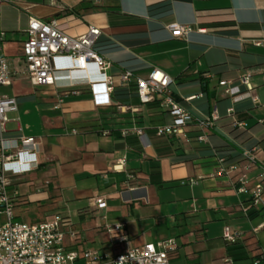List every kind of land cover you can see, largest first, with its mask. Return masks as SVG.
Here are the masks:
<instances>
[{
    "label": "crops",
    "instance_id": "crops-1",
    "mask_svg": "<svg viewBox=\"0 0 264 264\" xmlns=\"http://www.w3.org/2000/svg\"><path fill=\"white\" fill-rule=\"evenodd\" d=\"M61 6L68 10L60 12ZM30 17H57L70 36L85 33L88 25L98 26L94 48L109 62V73L131 70L144 77L160 69L173 79L170 89L180 104L203 118L217 107L212 100L220 93L218 80L235 79L248 70L256 96L264 87V0L0 2V55L8 59L12 75L10 85L0 86V96L17 101L16 110L7 114L5 138H33L37 144V167L8 174L14 220L37 223L63 215L68 219L64 246L79 254L102 250L112 255L171 237L177 249L169 264H253L264 256V209L252 207L249 194L237 191V172L214 174L216 157L233 162L254 145L260 151L247 175L250 183L264 171V124L258 123L264 115H258L257 106L249 99L221 97L220 103L227 105L221 113L217 109L220 118L207 143L156 138L152 129L168 124V112L156 104L140 107L134 116L118 111L116 104L139 105L133 86L116 87L111 103L97 105L89 90V82L97 78L92 65L77 70L67 57L56 56L55 83L32 84L20 55ZM172 23L188 25L191 32L185 39L175 38L166 28ZM208 71L213 77L202 78ZM200 93L202 97L185 101ZM227 108L233 109V118L244 121V128L231 126ZM251 118L252 124L247 121ZM133 122L143 136L121 135ZM185 130L191 136L196 127L190 124ZM98 196L104 204L89 207V199ZM218 197L228 198L226 213L210 203ZM4 220L0 214V223ZM117 224L123 241L118 240L120 233L108 230ZM224 224L239 233L236 241L245 259L228 255ZM76 262L83 264L81 258Z\"/></svg>",
    "mask_w": 264,
    "mask_h": 264
},
{
    "label": "built area",
    "instance_id": "built-area-1",
    "mask_svg": "<svg viewBox=\"0 0 264 264\" xmlns=\"http://www.w3.org/2000/svg\"><path fill=\"white\" fill-rule=\"evenodd\" d=\"M9 0H0L8 2ZM48 4H54L56 0H44ZM99 1V0H93ZM68 10L61 6L60 12ZM175 38L185 39L191 27L177 23L166 26ZM26 39L22 42L20 55L26 66V75L34 85H52L55 83V69L53 59L56 56L67 57L71 61L73 69L85 70L92 65L97 71V78L89 82V90L97 105L111 103V94L116 87L129 88L133 86L139 105L119 106L118 111L129 112L132 116L140 112V107L155 103L158 108L166 111L171 116V123L159 124L153 127L152 132L156 138L173 139L180 143L191 140L207 143L208 134L214 129L220 118L217 107L214 104L206 117H198L180 104L173 95L170 86L173 79L160 69L153 68L147 76H136L131 70H124L118 74L109 73L107 62L94 46L100 35V28L88 25L86 32L79 36H70L60 26L59 18L52 17L48 20L30 17L28 20ZM202 78H212L211 72L200 74ZM11 69L8 59L0 55V86L11 83ZM251 72L244 70L235 79H220L217 81L219 92L234 102L249 99L252 104L264 108L254 93L251 84ZM77 93L76 91H72ZM197 94L185 98L192 101L202 97ZM61 101V100H60ZM17 108L15 97L0 96V214L4 221L0 223V264H73L81 258L83 264H169L170 256L176 251L177 244L173 238H166L157 242L132 246L129 249L115 254H108L102 250H85L80 254L75 250L64 246L66 232L64 226L68 219L61 214H54L51 218L37 222L25 223L14 220L12 201L7 193L10 183L8 174H23L37 167L35 159L37 144L33 138L20 137L19 140L5 138V125L8 121V113ZM232 108L226 109V115L232 118L233 128H244L246 124L242 120L232 117ZM259 124H264V116L258 119ZM196 127L193 135H188L185 128L188 125ZM75 134V129L71 130ZM123 136L133 134L143 136V130L133 122L131 126L120 131ZM260 151L257 146L243 150L237 161L228 162L225 157H216L215 176L228 175L239 163L243 170L254 167ZM123 162V158L117 160L116 165ZM189 183H195L194 179H188ZM237 191L248 193L251 206L256 209H264V171L256 176L250 183L246 174L237 176ZM185 181H181L184 184ZM104 204L102 196L89 199V207H99ZM112 230L120 233L119 241L126 239L119 224ZM73 235V233H70ZM239 238V233L228 226L222 230L224 242L233 243ZM264 262V258L256 259L253 264Z\"/></svg>",
    "mask_w": 264,
    "mask_h": 264
},
{
    "label": "rangeland",
    "instance_id": "rangeland-1",
    "mask_svg": "<svg viewBox=\"0 0 264 264\" xmlns=\"http://www.w3.org/2000/svg\"><path fill=\"white\" fill-rule=\"evenodd\" d=\"M257 96H258V99H259V101H260V103H262V104H264V87H260V88H258V94H257ZM221 97H224L221 93H219L218 95H217V97H216V99L215 100H212L213 102L215 101H217L216 103H217V109H218V111H220V113L221 112H223V110H224V108H225V106L227 105V102H222V103H220V101H221V99L223 100V98H221ZM255 111L258 113V115H264V108H262L261 106H257V107H255ZM170 121H171V118H170V116H169V114L168 113H166L165 114V122L166 123H170ZM248 121V123H250V124H252L254 121H255V119L254 118H251V119H248L247 120ZM235 172H237L238 174H242V173H244V174H246V175H250V173H251V169H249V170H243L242 168H240L239 166L238 167H236L234 170H232L230 173L232 174V173H235ZM180 188H182V187H180ZM197 197H199L201 200H202V204H205L206 203V200L204 199L205 197H203V196H197ZM216 200H213L212 202H210V203H212V204H217L219 207H222V210H224L225 211V203H226V201L228 200V198L227 197H218V198H215ZM227 211H225V213H226ZM3 218H4V216H3ZM210 224H214V223H210ZM228 226V227H230L231 229H233L234 230V228H232V226H230L229 224H224L223 226H222V228H221V232H222V230H223V227L224 226ZM213 228V227H212ZM214 230H215V228H214ZM211 231H213V230H211ZM169 238H171V237H169ZM260 238H261V242H262V244H264V231H262L261 233H260ZM262 244H261V246H262ZM262 248H264V247H262ZM75 264H81V263H75Z\"/></svg>",
    "mask_w": 264,
    "mask_h": 264
},
{
    "label": "trees",
    "instance_id": "trees-1",
    "mask_svg": "<svg viewBox=\"0 0 264 264\" xmlns=\"http://www.w3.org/2000/svg\"><path fill=\"white\" fill-rule=\"evenodd\" d=\"M132 90H133V88L131 89V91ZM154 104L155 103H150V104H147V105L154 106ZM238 157H237V160H238ZM237 160L235 159V161H237ZM225 245H226V249H227L228 255L233 260H242V259H245V257H243V255L245 254V251L243 250V247L240 245L239 242H237V241H235L233 243H227V242H225ZM261 257L264 258V256H260L257 259H260Z\"/></svg>",
    "mask_w": 264,
    "mask_h": 264
}]
</instances>
